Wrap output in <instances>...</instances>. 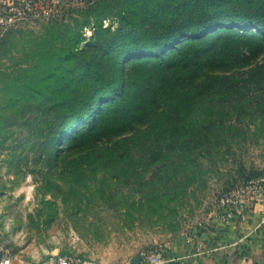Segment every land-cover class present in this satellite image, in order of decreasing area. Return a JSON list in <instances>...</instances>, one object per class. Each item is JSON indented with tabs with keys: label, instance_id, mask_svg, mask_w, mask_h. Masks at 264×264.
<instances>
[{
	"label": "rangeland",
	"instance_id": "rangeland-1",
	"mask_svg": "<svg viewBox=\"0 0 264 264\" xmlns=\"http://www.w3.org/2000/svg\"><path fill=\"white\" fill-rule=\"evenodd\" d=\"M91 1L20 6L30 16L0 39V238L27 264L55 250L99 264L131 263L141 251L168 249L209 229L227 191L264 178V52L250 49L243 50V66L212 73L231 74L230 94L199 97L181 118L135 133L94 135L80 144L65 131L55 142L57 157H45L42 127L27 125L41 115L34 99L42 82L31 70L54 50L50 23H72ZM134 73L127 65L131 84ZM17 96L22 104L9 102ZM228 127L233 132L224 142L219 131ZM205 144L214 146L211 154L198 155Z\"/></svg>",
	"mask_w": 264,
	"mask_h": 264
},
{
	"label": "trees",
	"instance_id": "trees-1",
	"mask_svg": "<svg viewBox=\"0 0 264 264\" xmlns=\"http://www.w3.org/2000/svg\"><path fill=\"white\" fill-rule=\"evenodd\" d=\"M91 2L72 23H50L54 50L40 58V71L31 70L42 82L34 99L41 115L27 125L42 127L46 158L57 157L55 142L65 131L84 144L181 118L199 97L230 94L231 74L213 72L243 66L244 49L264 52V0ZM205 72L207 80L189 92ZM16 98L9 102L23 103L24 96ZM232 129L219 131L221 140L231 139ZM213 147L199 146L197 154L209 156Z\"/></svg>",
	"mask_w": 264,
	"mask_h": 264
},
{
	"label": "built area",
	"instance_id": "built-area-1",
	"mask_svg": "<svg viewBox=\"0 0 264 264\" xmlns=\"http://www.w3.org/2000/svg\"><path fill=\"white\" fill-rule=\"evenodd\" d=\"M37 2L38 0H0V39L9 26L30 16V11L27 12L20 6L31 8V5ZM217 207L223 220L236 216H251L255 220L254 231H264V178L252 179L235 186L219 199ZM172 262L173 259L168 256L166 246H158L141 251L135 262L126 264H171ZM0 264H20L1 238ZM35 264L99 263L74 253H51L45 260Z\"/></svg>",
	"mask_w": 264,
	"mask_h": 264
},
{
	"label": "crops",
	"instance_id": "crops-1",
	"mask_svg": "<svg viewBox=\"0 0 264 264\" xmlns=\"http://www.w3.org/2000/svg\"><path fill=\"white\" fill-rule=\"evenodd\" d=\"M254 227L251 216L223 220L216 215L209 229L170 245L167 254L173 259L171 264H264V231H254Z\"/></svg>",
	"mask_w": 264,
	"mask_h": 264
},
{
	"label": "water",
	"instance_id": "water-1",
	"mask_svg": "<svg viewBox=\"0 0 264 264\" xmlns=\"http://www.w3.org/2000/svg\"><path fill=\"white\" fill-rule=\"evenodd\" d=\"M137 260V257H136V259L135 260H133L132 262H135Z\"/></svg>",
	"mask_w": 264,
	"mask_h": 264
}]
</instances>
